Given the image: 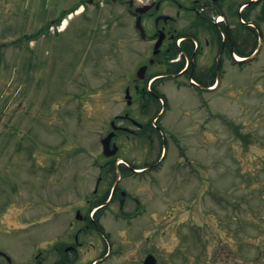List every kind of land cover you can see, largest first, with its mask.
Segmentation results:
<instances>
[{"label": "rangeland", "instance_id": "374dc122", "mask_svg": "<svg viewBox=\"0 0 264 264\" xmlns=\"http://www.w3.org/2000/svg\"><path fill=\"white\" fill-rule=\"evenodd\" d=\"M81 1L0 0V251L15 264L56 261L50 252L89 226L77 213L87 215L95 199L110 122L131 113L145 136L120 134L118 157L148 167L162 148L167 155L159 170L122 180L145 210L127 220L118 203L108 206L99 221L105 233L90 227L80 236L77 264L99 260L106 245L112 253L100 264H142L149 253L159 264H264V23L257 60L225 67L205 103L184 76L157 82L166 105L146 94L143 112L134 90L127 106L125 89L152 46L131 18L78 17L63 32L48 28ZM240 31L248 51L256 37ZM136 204L130 198L126 212Z\"/></svg>", "mask_w": 264, "mask_h": 264}, {"label": "flooded vegetation", "instance_id": "af4514ba", "mask_svg": "<svg viewBox=\"0 0 264 264\" xmlns=\"http://www.w3.org/2000/svg\"><path fill=\"white\" fill-rule=\"evenodd\" d=\"M119 6H127V8L123 9L121 12L126 16H131L132 19L135 20L138 18V15L135 13L136 8L134 0H113ZM185 3H181L177 0H172L168 2L167 0H149L145 2L143 5L151 6L149 11L142 16L143 20H149L151 22L150 29L153 30V34L158 38L159 33L162 32L165 35L164 42L166 47L164 48L166 54L163 57L166 59L167 68L172 69L176 65H181L187 62L186 66L178 72L183 73L182 75L189 73V76L196 75L199 77H203L200 80V86L203 90L208 89V87L212 86L215 82V78L218 75L223 74L224 68H228L229 64V55L232 49V39L230 36V20H229V9L227 7V0H192L188 2V0H184ZM101 2L102 0H82L77 6L73 8L72 11H75L78 7L83 6L81 10L80 18L83 20H94L95 23L97 18L101 12ZM177 5L178 10L176 13V18H166V20L160 19L163 17V9L166 7H173L174 3ZM240 8V6L238 7ZM185 11V15L191 16L189 19V23L187 26L180 30L175 27L181 19V10ZM238 10L236 12L238 13ZM222 16L223 21L219 24H216L215 21L211 20V15ZM167 15V14H165ZM238 18L234 20L235 27L241 29L240 25L237 23ZM183 33L186 38L182 43L177 45V40L180 38L179 34ZM193 48V50L191 49ZM192 50V56L189 58L186 56L187 51ZM179 51V52H178ZM178 52L179 57L168 59L171 53ZM174 59H177V62L172 63ZM189 60V61H188ZM160 61V60H159ZM169 74L170 72H165ZM136 92H143V87L141 84H137L135 86ZM140 101V99H139ZM143 104V102L141 101ZM125 116V120L130 122L131 124H135V121L128 115ZM124 116H121L123 118ZM128 130V129H127ZM133 138H135V132L128 131ZM117 137V136H116ZM128 139L130 137L127 136ZM115 143V142H114ZM118 158H115V171L108 169L103 174H99V183H109L111 182L110 177H114V172L118 173L121 171L119 166L116 164ZM154 164L151 165L154 166ZM131 173H133L134 169H130ZM127 173V172H125ZM103 177V178H102ZM108 183V184H109ZM113 186L119 188L120 185L117 180L113 182ZM119 184V185H118ZM115 193V192H114ZM127 195L123 188L118 191L117 194V202L119 205L125 201ZM87 218L82 217V221L86 222ZM89 228V226H87ZM79 231L75 234L73 241L64 247H56L53 249L51 253L54 258H56L55 262L50 264H77L79 262V251L83 245V242L79 241V237L81 232ZM50 255V257H51ZM71 255H74V258H71ZM49 256V255H48ZM0 258L4 260V263L0 264H8L6 257L1 255ZM45 259L38 258L35 264H44ZM78 261V262H77Z\"/></svg>", "mask_w": 264, "mask_h": 264}, {"label": "water", "instance_id": "95a60500", "mask_svg": "<svg viewBox=\"0 0 264 264\" xmlns=\"http://www.w3.org/2000/svg\"><path fill=\"white\" fill-rule=\"evenodd\" d=\"M142 13H144L145 11L144 10H141ZM137 26L141 29L143 35H144V30L141 26V19L139 18L138 21H137ZM161 44V40L158 42L157 46H156V49H158V47L160 46ZM145 72H146V69L145 68H142L139 70L137 76L138 77H141L143 78L144 75H145ZM115 136V133L114 132H111L110 134H108L103 140H102V144H103V148H104V154L106 156H112L114 154H116L118 148L116 145L113 146V148H111V141L113 139V137ZM143 264H156V259L152 256V255H149L146 260L144 261Z\"/></svg>", "mask_w": 264, "mask_h": 264}, {"label": "bare ground", "instance_id": "6f19581e", "mask_svg": "<svg viewBox=\"0 0 264 264\" xmlns=\"http://www.w3.org/2000/svg\"><path fill=\"white\" fill-rule=\"evenodd\" d=\"M66 24V21L64 22V25Z\"/></svg>", "mask_w": 264, "mask_h": 264}]
</instances>
